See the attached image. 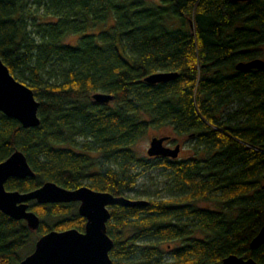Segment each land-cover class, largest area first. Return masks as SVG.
<instances>
[{
    "label": "trees",
    "instance_id": "1",
    "mask_svg": "<svg viewBox=\"0 0 264 264\" xmlns=\"http://www.w3.org/2000/svg\"><path fill=\"white\" fill-rule=\"evenodd\" d=\"M0 54L40 101L36 126L0 110V161L19 149L35 171L7 189L53 180L128 196L142 169L162 166L166 195L110 205L111 264H264V242L250 244L264 224V67L236 68L264 59V0H0ZM158 71L177 75L146 79ZM161 126L195 154L139 156ZM29 207L36 230L0 209V264H19L48 230L85 229L78 200Z\"/></svg>",
    "mask_w": 264,
    "mask_h": 264
},
{
    "label": "water",
    "instance_id": "2",
    "mask_svg": "<svg viewBox=\"0 0 264 264\" xmlns=\"http://www.w3.org/2000/svg\"><path fill=\"white\" fill-rule=\"evenodd\" d=\"M245 1V0H235ZM264 67L261 57L248 61H239L237 69ZM177 75L174 71H158L146 77L150 82L168 80ZM98 101H108L112 94L94 93ZM40 101L33 89L18 79L4 62L0 54V110L19 120L24 126H36L40 123L38 114ZM169 134L153 135L147 152L151 156L161 155L177 157L181 150L178 142L174 147L165 144ZM35 175L25 153L16 149L7 158L0 161V209L14 218H24L32 230L40 225V216L29 207V200L38 202L80 201L79 211L86 217L84 230L76 227L51 229L40 235L33 250L24 256L19 264H111L110 250L113 238L107 232L112 204H146L147 199H134L126 195H117L111 191L97 190L88 185L76 188L65 187L56 181L47 180L40 186L29 190H10L6 181L11 176L25 177ZM264 242V224L252 238L251 247ZM207 264H263L253 257L229 254L219 263Z\"/></svg>",
    "mask_w": 264,
    "mask_h": 264
},
{
    "label": "rangeland",
    "instance_id": "3",
    "mask_svg": "<svg viewBox=\"0 0 264 264\" xmlns=\"http://www.w3.org/2000/svg\"><path fill=\"white\" fill-rule=\"evenodd\" d=\"M169 134L174 137L175 140L181 144V150L178 157L176 158H186L195 154V149L193 147V140L187 139L186 137L176 134L171 127L161 126L159 128H152L149 132L141 137L134 145V148L137 150L139 156L143 157H152L148 154L147 148L150 145V140L153 135H164ZM170 146L174 147V144ZM138 170L141 167L137 168ZM170 177L168 172L162 166H156L149 169H142L140 173L135 188L128 190L126 194L128 196L135 197H153L157 193L166 195L169 187ZM151 191H154L153 193ZM173 241H164L162 244L169 248V244H173Z\"/></svg>",
    "mask_w": 264,
    "mask_h": 264
},
{
    "label": "flooded vegetation",
    "instance_id": "4",
    "mask_svg": "<svg viewBox=\"0 0 264 264\" xmlns=\"http://www.w3.org/2000/svg\"><path fill=\"white\" fill-rule=\"evenodd\" d=\"M174 143L176 144L177 142L175 141V139H174V137L172 135H170V137L167 140H165V144L171 145V144H174ZM79 204H80V201H79Z\"/></svg>",
    "mask_w": 264,
    "mask_h": 264
}]
</instances>
